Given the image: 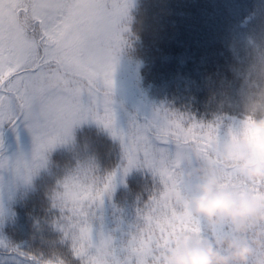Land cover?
I'll return each mask as SVG.
<instances>
[{"label": "trees", "instance_id": "16d2710c", "mask_svg": "<svg viewBox=\"0 0 264 264\" xmlns=\"http://www.w3.org/2000/svg\"><path fill=\"white\" fill-rule=\"evenodd\" d=\"M100 1L0 0V24L28 38L43 39L52 55L70 31L85 39V63L74 76L75 85L102 89L97 107L75 104L65 115L59 100L67 93L39 88L38 108L30 109L26 103L32 97L21 85L20 92L13 93L23 112L8 129L4 146L3 132L19 109L12 94H0V164L10 155L6 165L40 166L38 173L23 177L22 185L20 171L15 170L16 193L5 209L0 201V264H164V253L178 233H193L213 243L233 234L230 223L211 225L191 216L176 196L187 194L198 177L187 180L185 174L215 159L213 151L198 154L195 144L178 147L169 136V143H164L167 129L137 114L129 101H120V114L110 119L105 105L112 98L105 94L125 78L102 66L109 59L128 62L140 96L168 119H180L185 128L192 120L212 125L218 135L212 149H218L221 134L227 138L226 129L237 120L255 125L254 117L264 116V0H127L122 12L99 22L90 10ZM89 67L105 74L80 77ZM44 70L46 76L53 71L67 75L54 57ZM37 122L54 129L41 143L31 131ZM141 132L156 148L167 149L166 164L176 162V190L158 170L147 165L129 168L125 145ZM87 166L102 189L95 218L101 248L90 261L79 254L82 246L74 240L75 220L68 208L73 204L67 201L69 183ZM223 182L264 195V184L248 182L228 169ZM161 201L167 207H159ZM256 231L245 233L249 243ZM150 235L147 255L134 251ZM262 257L264 243L253 245L247 264H257Z\"/></svg>", "mask_w": 264, "mask_h": 264}, {"label": "rangeland", "instance_id": "374dc122", "mask_svg": "<svg viewBox=\"0 0 264 264\" xmlns=\"http://www.w3.org/2000/svg\"><path fill=\"white\" fill-rule=\"evenodd\" d=\"M126 1L127 0H101L98 5H95L91 8L90 16L95 21L101 22L112 17L118 12L119 9L122 12V6ZM77 32H80V29H78ZM90 36L95 37L96 34L91 33ZM105 39L111 41L112 43L117 42L112 38ZM85 48V39L79 37L77 33L73 31H70L67 34L62 47H60V50L55 49V55L50 54V58H57V60L62 63L63 69L67 72V75L63 77L57 72L53 71L49 76L44 75L40 80L31 82L27 91L32 98H29L30 102L26 103L30 109L37 107L35 103L37 102L38 93L36 94V91L32 90V86L36 85L37 83L45 85L46 88H54L55 90H58V92L62 91L67 93L68 96L66 102L65 100L60 101L61 104L65 102V111L67 110V104H70L71 108L75 104L84 105V109H86L88 106H98L102 89L97 88L96 91H93V89L87 88V86L82 87L81 85H75L74 76L80 74L78 73V70L85 63L84 59L82 58ZM102 68H111L113 72L116 71L117 73H121L123 78L126 79L127 77L126 81L124 79L125 82H119V84L113 88V94H105L106 97L112 98L109 100V103L114 105V112L118 109H122L120 101H129L133 107V110L137 114L149 118L151 123L160 124L162 127H165L168 131V136L172 138V131L175 128L173 121L181 122V120L176 117L174 119H168L155 106L154 103L151 101H146L142 96L139 95V90L136 89L133 77H131V75H133V69L130 64L124 60L118 59L112 65H110V63L107 61L106 64L102 66ZM97 74L104 75L105 73H99L93 67H89L87 74L81 73L79 76L85 79ZM91 85L94 86V82H91ZM80 92L81 94H79ZM118 94H121L120 97ZM49 131L46 132L45 135H48L50 133ZM260 131L261 130L257 129L254 124L243 125L237 122V124L233 127V130H231L230 134L227 136L224 144L229 142L233 144L244 142L248 144L254 152L257 149L264 151V142H258V136L262 134ZM41 135L43 136V133H41ZM136 138L145 139V136L141 132ZM216 138L217 137L215 136V140ZM171 142H174L173 138L171 139ZM52 144H54L53 141L51 142V145ZM153 145H155L154 142ZM220 148H222V146L215 150L211 148L208 152L213 151V153L216 155ZM11 158L12 157L10 155L3 156L1 158L2 163L0 164V201L3 207L6 206L8 199L12 198V196H14L16 193L14 187H17V184L14 183L15 175H13V172L15 170H20L18 182L22 185L24 182L23 177L30 173H38L40 167L36 162H31L29 165L25 163H9L6 165V161H10ZM101 193L102 189L95 186V183L91 178L90 171L87 169H82L80 176L73 180V183L68 189V195L72 200L67 201H70L73 204L72 208H68L75 220V227L72 230L74 240L76 243H81L82 247L84 246L85 241H87L90 249L94 250V252L95 250H99L101 248L102 241V236L98 234L99 220L95 219L98 213L97 210ZM81 253H86L87 258L92 257L91 254L85 252L83 249L81 250Z\"/></svg>", "mask_w": 264, "mask_h": 264}, {"label": "clouds", "instance_id": "9594fccd", "mask_svg": "<svg viewBox=\"0 0 264 264\" xmlns=\"http://www.w3.org/2000/svg\"><path fill=\"white\" fill-rule=\"evenodd\" d=\"M254 122L257 129L264 130V116L254 117ZM260 141L264 134L258 136ZM226 169L248 182L264 184V151L254 152L244 142L225 143L215 159L185 174L187 180L198 177L187 194L176 193L188 213L211 225L230 223L233 234L213 243L193 233H178L164 253V264H247L253 245L264 243V195L254 196L244 188L225 184ZM254 228L256 237L249 243L245 233ZM257 264H264V257Z\"/></svg>", "mask_w": 264, "mask_h": 264}, {"label": "snow or ice", "instance_id": "6c2138e0", "mask_svg": "<svg viewBox=\"0 0 264 264\" xmlns=\"http://www.w3.org/2000/svg\"><path fill=\"white\" fill-rule=\"evenodd\" d=\"M46 43L43 39L28 38L19 32L9 31L5 25L0 24V94L6 88L19 93L21 85L27 90L31 82L43 78L45 65L50 63V52ZM66 107V111L63 108L61 110L68 115L71 112V105L67 104ZM173 123L175 128L172 131V138L178 147L192 143L196 145L198 154L207 156L215 140L216 130L212 125L192 120L185 128L180 121H173ZM163 135L164 143H169L168 131L164 130ZM124 152L129 168L133 166L143 168L147 165L153 170H158L162 178L171 182L172 190H176L178 181L175 179L174 172L166 165L164 156L167 152L166 148H156L144 138H134L132 142L125 145ZM158 206L167 207L164 201H161ZM151 238L150 235L148 241H141L139 248L134 251L142 256L147 255Z\"/></svg>", "mask_w": 264, "mask_h": 264}, {"label": "water", "instance_id": "95a60500", "mask_svg": "<svg viewBox=\"0 0 264 264\" xmlns=\"http://www.w3.org/2000/svg\"><path fill=\"white\" fill-rule=\"evenodd\" d=\"M18 106H19V115L21 114V112H22V105H21V103L20 102H18ZM15 122V120L11 123V124H13ZM5 137H6V132H5Z\"/></svg>", "mask_w": 264, "mask_h": 264}]
</instances>
